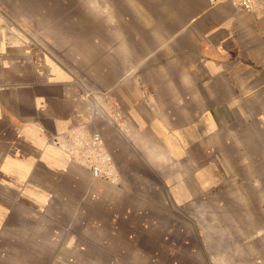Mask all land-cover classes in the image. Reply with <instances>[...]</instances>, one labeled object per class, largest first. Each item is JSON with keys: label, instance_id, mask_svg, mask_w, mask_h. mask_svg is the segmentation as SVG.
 Instances as JSON below:
<instances>
[{"label": "crops", "instance_id": "crops-1", "mask_svg": "<svg viewBox=\"0 0 264 264\" xmlns=\"http://www.w3.org/2000/svg\"><path fill=\"white\" fill-rule=\"evenodd\" d=\"M181 4L175 32L173 0L98 31L92 0H0V264H264V0ZM82 54L133 56L102 127L118 184L54 143L98 116Z\"/></svg>", "mask_w": 264, "mask_h": 264}, {"label": "rangeland", "instance_id": "rangeland-1", "mask_svg": "<svg viewBox=\"0 0 264 264\" xmlns=\"http://www.w3.org/2000/svg\"><path fill=\"white\" fill-rule=\"evenodd\" d=\"M181 5V0H173L172 27L174 32L180 26L179 16L176 14L180 12ZM92 10L94 30L98 31H100L101 25L100 17L109 16L110 30L113 27L124 26L125 29L130 31L138 29L140 26L143 28V26H149V24L153 25L155 20L158 29L163 26L162 22L165 17L164 0H157V2H153V0H92ZM141 32L142 36L146 38L150 35V32L146 30ZM60 57L81 79L86 97L92 103L95 113H98L96 120L90 126H93L103 138V126L110 129L115 128V131L119 130V123L123 122V114L116 98L118 92L116 89L114 90V87L123 74L128 76L131 73L128 70L122 71L119 68L121 64H124L125 67L131 65L133 56L82 54ZM124 141H127V139ZM81 169L86 170L82 167Z\"/></svg>", "mask_w": 264, "mask_h": 264}, {"label": "built area", "instance_id": "built-area-1", "mask_svg": "<svg viewBox=\"0 0 264 264\" xmlns=\"http://www.w3.org/2000/svg\"><path fill=\"white\" fill-rule=\"evenodd\" d=\"M210 7H216L223 3H232L240 9H255L261 0H206ZM259 121L264 129V111L259 116ZM56 145H65L71 159L80 167L88 170L94 179H100L111 183H119L118 171L114 155L109 150L102 135L86 125L78 128L67 136L63 142L58 138L54 140Z\"/></svg>", "mask_w": 264, "mask_h": 264}]
</instances>
